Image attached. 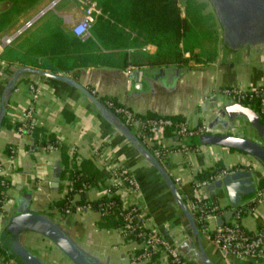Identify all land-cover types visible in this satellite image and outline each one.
Wrapping results in <instances>:
<instances>
[{
	"label": "crops",
	"instance_id": "crops-1",
	"mask_svg": "<svg viewBox=\"0 0 264 264\" xmlns=\"http://www.w3.org/2000/svg\"><path fill=\"white\" fill-rule=\"evenodd\" d=\"M53 1L39 2L23 19H20V27H17L12 35L26 22L33 20L34 23L13 42L9 45H2L0 42V94L9 77V70L12 67H19L8 65L6 60H12L23 54L36 41L49 33L62 31L67 36L73 37L72 27L82 17L84 9L81 3L84 0L66 2L59 0L52 9H49ZM90 1L92 0L86 2ZM196 42L198 40L187 41L186 44L195 45ZM143 48L140 51L146 54L154 52L153 47L145 51ZM195 50L199 55H203V46L200 43ZM125 53L131 55L133 50L127 49ZM185 56H188V53ZM75 72L76 78L71 75L63 76L87 88L98 100H113L129 109L135 116L152 114L166 118L176 117L189 128H197L204 125L206 116L202 110L204 106H211V101L214 99L221 104H229L219 95V91L223 88L260 87L264 91V45L245 46L232 51L217 43L216 56L212 61L193 64L191 67L127 66L124 69L89 68ZM30 83L37 86L41 92L35 104L36 127L54 135L59 145L68 149L66 158L69 166H78L83 160L88 159L100 170L94 154L99 143H106L116 160L130 170L139 184L151 229L175 242L186 261L198 264L195 243L185 227V222L175 210L159 174L101 118L81 92L55 80L26 76L17 83L9 98L6 117L9 119L14 114L20 115L28 107L30 95L27 86ZM242 124L243 128H233L230 133L235 136L255 138L252 129L244 120ZM136 128L137 125L129 128L135 136ZM201 135L179 140L173 134L163 132L153 142L155 147L167 150L165 160L161 164L176 181L177 189L187 207L194 196L192 183L196 174L215 170L217 166L227 170L240 168L251 171L257 195V191L261 189L260 183L264 181V165L242 152L202 145L198 143ZM32 142V137L20 136L12 128L1 125L0 165L5 166L12 177L10 189L7 191L0 212V231L15 210V198L18 194L16 187L31 190V210L44 213H51L47 209L49 202L62 197L58 187L62 185L64 191L66 190L68 184L66 180L59 179L57 187L48 188L43 185L46 180L52 181L53 184L55 176L59 178L54 170L57 167L62 169L60 149L30 155L26 150ZM180 143L197 151L186 156L179 151ZM7 147L10 149L9 155L5 153ZM12 153L14 159L12 164H9L8 159ZM39 178L45 181L42 182L41 190L37 191L36 182ZM100 194V189L91 187L84 192V198L93 202L100 198ZM201 194L207 199L216 200L222 209H227L229 206L223 190H216L214 196H210L209 192L204 190ZM78 199L79 197L76 196L75 200ZM253 199H256V196L251 200ZM249 201L242 205H246ZM253 206V211L246 212L241 219L243 227L251 232L264 229V198ZM52 214L53 221L70 229L75 239L101 260L109 258L113 264H129L128 254L137 247L135 242L122 239L118 229L97 228L95 223L99 220L100 214L94 209L77 208L75 212L63 217L55 211ZM217 220L208 224L209 233L218 226ZM232 222L233 217L224 224ZM178 234H181V237L178 238ZM200 242L208 260L213 264H264L263 261L255 258L238 260L231 256L224 257L202 233H200Z\"/></svg>",
	"mask_w": 264,
	"mask_h": 264
},
{
	"label": "trees",
	"instance_id": "trees-1",
	"mask_svg": "<svg viewBox=\"0 0 264 264\" xmlns=\"http://www.w3.org/2000/svg\"><path fill=\"white\" fill-rule=\"evenodd\" d=\"M43 0H0L8 3V7L0 12V35L9 29L16 18ZM95 2L99 15L90 31V36L82 40L69 37L59 31L49 33L36 41L26 52L12 60H6L8 65L30 67L37 70L48 71L54 75H71L76 78L77 70L89 68H121L127 66H169L179 65L191 67L193 64L208 63L216 56V21L212 16H192L185 9L182 16L178 0H92ZM197 31V32H195ZM192 34H196L195 37ZM189 40H200L203 46V55L185 45ZM196 42V43H198ZM199 44V43H198ZM150 46L154 48L152 54L141 52V48ZM132 49L133 53L127 55L125 51ZM188 53V56H185ZM107 107V102L113 100L99 99ZM256 112L258 102H248ZM109 109V108H108ZM112 113L113 110L109 109ZM118 117V116H117ZM141 118H160L152 114ZM174 122H181L178 118H170ZM2 126L12 128L9 119L4 118ZM13 129V128H12ZM171 133V130H165ZM33 146L59 148L62 169L58 173L60 181H68L66 190L60 185L58 191L62 197L47 204L51 213L46 214L52 219L53 211L60 216L75 212L77 208L90 206L96 210L98 204L112 202L114 207L108 214H102L95 223L99 229H118L121 220L118 217L119 200L116 196H101L98 200L89 202L84 198V192L97 187L103 190L104 176L91 160H83L78 166L68 164V149L59 145L56 137L45 131L35 129L32 132ZM10 154V149L5 148ZM217 166L212 171L198 172L196 180H203L209 175L222 170ZM264 188V181L260 183ZM10 182L0 176V211L6 200ZM78 196L79 199L75 200ZM230 207L228 206L227 209ZM19 241L22 244L20 237ZM0 256L13 258L6 247L0 244ZM14 259V258H13ZM16 261V260H15ZM17 264H20L16 261Z\"/></svg>",
	"mask_w": 264,
	"mask_h": 264
},
{
	"label": "water",
	"instance_id": "water-1",
	"mask_svg": "<svg viewBox=\"0 0 264 264\" xmlns=\"http://www.w3.org/2000/svg\"><path fill=\"white\" fill-rule=\"evenodd\" d=\"M57 0L53 1V4ZM217 20L223 28L221 44L232 51L245 46H257L264 41V0H219L213 2ZM26 76H38L67 84L78 90L94 106L101 118L121 135L135 151L153 167L165 184L175 210L185 222V227L196 247L198 264H213L206 256L200 242V231L194 218L179 193L176 181L171 178L165 167L144 147L114 113L105 107L87 88L75 80L63 75H54L48 71L30 67H12L0 94V128L6 117V107L17 83ZM212 105L203 107L205 132L199 137L198 143L205 146H217L242 152L257 159L264 165V123L262 118L250 107L238 103L221 104L215 99ZM242 120L252 129L255 138L235 136L230 133L233 128H243ZM137 125V124H135ZM60 168H55L57 175ZM59 178L55 176L52 187H57ZM15 210L7 219L0 231V244L20 264H45L40 257L32 253L19 241L22 233L41 235L51 242L71 264H113L110 259L101 260L89 249L81 245L72 231L57 224L46 214L31 210L32 192L16 187ZM216 190H223L232 209L223 218L217 220L218 226L232 218L234 209L256 196L252 172L241 170L209 184L204 191L214 196ZM179 251V249H178ZM180 253V252H179Z\"/></svg>",
	"mask_w": 264,
	"mask_h": 264
},
{
	"label": "built area",
	"instance_id": "built-area-1",
	"mask_svg": "<svg viewBox=\"0 0 264 264\" xmlns=\"http://www.w3.org/2000/svg\"><path fill=\"white\" fill-rule=\"evenodd\" d=\"M56 2H59L57 0ZM56 2L49 6L52 9ZM99 11L95 2H88L82 13L81 19L72 27V35L79 39H86L90 36L96 17ZM72 21V19H71ZM33 20L26 22L13 35L2 38V45H9L13 40L20 36L26 29H29ZM146 46L143 50H149ZM30 95L28 107L20 115H12L9 118L13 130L20 136H32L35 129V104L40 95V89L30 83L27 86ZM219 95L228 103H238L248 105V102L257 101V114L262 118L264 123V91L262 88L240 89L234 87L223 88ZM107 107L113 110V113L129 128L137 124L136 137L144 147L160 163L165 160L167 150L154 146V141L161 136L165 130H171V133L179 140L188 137L203 134L204 126L189 128L184 122H174L170 118H141L135 116L129 109L122 105H115L113 102H107ZM179 151L186 156L192 155L197 150L180 143ZM56 148L37 147L31 144L27 148V154L39 152H51ZM95 160L101 172L104 174L102 183L103 190L101 196H116L120 205L118 206V217L121 220V226L118 232L122 239H128L136 244V248L129 252V264H192L186 261L178 251V245L171 239H167L155 233L149 224L147 210L142 201V193L139 184L129 169L122 166L114 157L111 149L106 143H99L95 150ZM14 154L9 156L8 162L12 164ZM241 171L240 168L222 169L203 180H195L192 183L193 199L188 203V209L191 212L195 224L200 233L219 249L224 257L231 256L238 260H248L255 258L264 262V229L251 232L247 231L241 219L246 212L254 209V204L264 198V188L257 191L256 199L249 201L246 205H240L234 209L233 222L222 226H215L209 233L208 224L222 218L232 209H222L216 200L205 198L201 192L209 185L224 177ZM0 176L10 182L11 172L3 165H0ZM45 180L37 179L36 189L41 190L42 182ZM48 188L52 187V181L44 182ZM114 204L107 202L98 204L97 211L100 215L108 214ZM85 209H92L89 205ZM1 212V211H0ZM181 237V234L177 236ZM0 264H17L13 258L1 257Z\"/></svg>",
	"mask_w": 264,
	"mask_h": 264
},
{
	"label": "rangeland",
	"instance_id": "rangeland-1",
	"mask_svg": "<svg viewBox=\"0 0 264 264\" xmlns=\"http://www.w3.org/2000/svg\"><path fill=\"white\" fill-rule=\"evenodd\" d=\"M62 1L66 2L67 0L65 1L62 0ZM86 1L87 0H84L81 3L83 9H85L88 4V2ZM178 1L182 16H185V9H187L189 14H191L192 16H198V17L211 16L210 14L206 13V10L203 11V9H201L202 5L199 4L200 2H187L189 0H178ZM7 7H8V3H0V12L4 11ZM207 7L209 8V6ZM31 9H29V11H31ZM208 10H210V8ZM29 11H27V13L19 15L16 18V20L10 25L9 29L1 34L0 42L3 37L7 35L11 36L12 32H14L17 27H20V23H19L20 19H23L28 14ZM192 36L195 37L196 34H192ZM216 37H217V43L221 44V33L217 29H216ZM199 43L201 44L200 40ZM198 45L199 44L197 43L195 45L191 44L185 46L190 47L193 50V48L196 49V46ZM211 225L212 224H210V226ZM20 240L27 249H29L32 253L40 257L45 264H71V262L68 261V259L51 242L43 238L41 235L26 233L20 237Z\"/></svg>",
	"mask_w": 264,
	"mask_h": 264
},
{
	"label": "flooded vegetation",
	"instance_id": "flooded-vegetation-1",
	"mask_svg": "<svg viewBox=\"0 0 264 264\" xmlns=\"http://www.w3.org/2000/svg\"><path fill=\"white\" fill-rule=\"evenodd\" d=\"M218 1L219 0H189L187 2H200L199 4L202 5L201 9H203V11L206 10V13L210 14L215 19L217 30L221 33V38H222V36H223V28H222V26L219 24V22L217 20L216 12H215L214 5H213V2H218ZM207 6H209L210 10H208L209 8ZM222 45H224V43ZM260 45H264V41Z\"/></svg>",
	"mask_w": 264,
	"mask_h": 264
}]
</instances>
